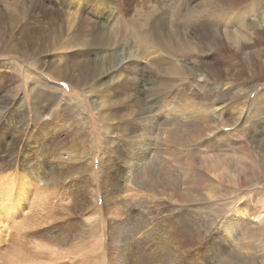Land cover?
Returning <instances> with one entry per match:
<instances>
[{
  "label": "rangeland",
  "instance_id": "rangeland-1",
  "mask_svg": "<svg viewBox=\"0 0 264 264\" xmlns=\"http://www.w3.org/2000/svg\"><path fill=\"white\" fill-rule=\"evenodd\" d=\"M189 3L188 0H0V143H3V149H0V178L5 182L3 186L9 188L14 196L12 198L9 191L6 202L9 204L13 200V205L9 204L11 212H8L12 218L4 216L8 233L4 245L8 247L13 242V247L17 248L13 250L21 258L18 264H78L80 261L84 264H264V173L249 159V154L260 156L259 151L254 150L253 153L251 147L241 149L245 139L249 140L253 133L264 135V103L253 99L264 91V18L259 20L252 14L251 19L259 21L252 28L243 27L247 35L239 43L225 37L219 45L211 48L204 43L210 38V33L202 23H195L192 32L188 27V30L183 26L176 27L181 17L188 14ZM130 23H139L141 27L131 33L127 30ZM139 34H146L151 40L155 39L153 34H159L171 38L174 45L195 50L196 54L188 51L191 55L185 57L186 61L184 57H171L173 62L184 64L187 68L186 78L180 86L194 82L200 84L206 101L210 97H221L218 105L228 107V114L232 112L238 120L229 117L237 123L224 127L226 131L219 128L221 132H216L224 135L231 131L228 138L222 136L224 141L220 140L223 143H220V158L224 166L220 162L216 164L213 157H208L207 150L196 152L198 150L194 149L196 151L193 150L190 155L185 151L174 156L158 148L150 162L143 166V171L159 176L166 162L173 164L169 174L171 179L161 180L164 184L162 188L158 184L153 186L163 194L142 187V191L130 188L126 178L129 168L137 175L142 167L136 161L141 152L140 146L135 148L140 132L126 130V134L121 135V129L125 128V124L130 126V123L124 118H111L113 109L109 98L112 96L108 94L110 91H106L109 87L103 89L109 106H101L109 120L99 118V92L104 91L99 89L98 92L95 81L84 84L79 80L82 75L78 67L80 61L116 60V53L126 57L132 48L136 54L145 51L139 71L141 80L151 79L155 72L150 61L161 57L167 59L169 54L158 45L148 52L151 44L146 41L142 44L138 40ZM200 46L203 50L199 53L197 47ZM198 62L201 65L195 64ZM67 74H72L74 80ZM210 75L218 80H209ZM134 78L124 81V90L128 93L124 96L127 97L125 102L130 106L132 104L137 112V95L142 94L141 105L152 97L147 96V90H144L146 93L137 91L138 85L134 81L140 79ZM89 85L97 90H91ZM35 94L39 96H36L37 99ZM162 104L157 103L154 108L155 112L164 116ZM34 106H38L41 120L34 117ZM63 108L69 111L67 119L70 120L66 119L69 123L62 120L61 126L55 129L52 125L41 127L39 121L50 125L54 120L53 113L61 112ZM256 108L263 109L259 112ZM240 110L243 113L237 118ZM175 118L184 123L183 130H179L178 126L181 135L196 121L195 117L181 118L180 114ZM133 124L141 126L144 121ZM239 130H244L243 135ZM53 132L58 138L65 136L62 141L67 144L59 143V139V144L53 142ZM14 141L15 144H11ZM160 141H163L162 136ZM7 147H11L12 151L4 154L3 150ZM66 151L75 154L68 165L63 164L60 158ZM186 156H190L188 163H185ZM200 161H206L207 167ZM44 164L48 168L47 175L42 169L35 168ZM65 165L71 170L61 177L62 174L57 171L67 168ZM185 175L189 178L183 185L195 192V198L184 203L183 199L174 195L183 187L182 183L177 184V180ZM52 176L57 177L58 184L51 185L55 180ZM173 183L177 186L174 187ZM111 188L116 189L115 193ZM230 190L232 194L223 195ZM123 197L129 202L124 206L120 203ZM249 200L251 217L255 218L248 225L247 232L243 230L238 234V243L221 240L219 234L226 220L239 205ZM13 207L15 209H11ZM259 216L260 219L257 218ZM1 255L0 264H6L7 258L3 253Z\"/></svg>",
  "mask_w": 264,
  "mask_h": 264
},
{
  "label": "bare ground",
  "instance_id": "bare-ground-1",
  "mask_svg": "<svg viewBox=\"0 0 264 264\" xmlns=\"http://www.w3.org/2000/svg\"><path fill=\"white\" fill-rule=\"evenodd\" d=\"M238 1V0H237ZM237 1L234 0V2H226V0H188L189 3V12L185 17H181V21L180 23H177L176 27H185V28H189V30L191 31V29L193 30V25L195 23H202L204 25L205 28L208 29V32L210 33V38H208V40H205V44H207V46L213 48L216 47L217 45H219L223 40H225L226 38H231L234 40V42H238L247 35V32L244 33V26L246 25L247 28L250 27H254V25L256 24L257 21L260 20V18H264V0H240V2L238 4ZM228 5H232V6H227ZM190 5H192V8L190 9ZM77 6V5H76ZM79 7V6H78ZM77 10V9H76ZM76 14V13H75ZM254 14L257 18H259V20L256 18V20L251 19V15ZM74 21V20H72ZM71 21V22H72ZM178 21V20H177ZM74 24V23H73ZM72 24V25H73ZM127 24V23H126ZM131 25L128 27V31L133 33L134 31H138V29L141 27V25H139V23H130ZM178 24L180 26H178ZM257 25V24H256ZM197 27V26H196ZM256 27V26H255ZM188 28L186 30H188ZM178 29V28H177ZM256 30V28H255ZM128 32V33H129ZM192 32V31H191ZM127 33V31H126ZM137 34V33H135ZM156 35L154 40H151V38L146 35V34H139L138 36V40H140V42L143 44L145 43V41L148 43H150L151 45L148 47V49H150L151 52L154 47L156 45H158L157 47H159L160 49H163L167 54H169V57L166 59L165 57H161L159 59H155V60H151L150 61V65L151 68L154 70L155 75L151 78V79H147L148 81L144 82V79L141 80V75H140V69H142L141 63L143 62L142 60L145 59V56L143 55V52H139L136 54V50L135 49H131L128 51L126 57L124 55L118 54L117 59H112V58H103L100 61H95V60H82L80 61L81 64L78 66L80 68V71L82 73V75L80 76L81 78L79 79L81 82H83L84 84L87 82H93L95 81V83L97 84V89L99 92V89L101 91H104L103 89L108 88V90L106 91H110L111 94L110 96H112L111 98V102H110V107L113 109L112 113H111V118L113 119H120V118H124L126 122L130 123V126L128 125H124L125 128L121 129L120 133L121 135H125L126 134V130H139V134H138V139H137V143L135 145V148H137V146H140L139 150H141V152L139 153L137 160L138 162H140L139 164L142 166L141 167V171H137L138 174L135 175L132 173L131 168H129L130 170H128L127 174H126V178H127V182L130 185V188L135 190V191H142L140 187H142L144 190L150 189L153 190L155 192H158L160 194H163V191L154 189L153 186H155V184H158L161 186V188L164 186V184L161 182V180L163 179H171V177H169V174H171L170 170L172 169L173 164L168 161L166 162L165 166L160 170V174L159 176L157 175H153L150 173V171H143V166L146 165L148 162H150V159L154 156V153L156 154L157 149L158 148H163L164 152L168 153V154H173L174 156H176L177 153L179 152H185L187 151V153H189V155L192 153V151L194 149L198 150H194L196 152H200L202 149L207 150L209 153L207 154L208 157L210 156V158H214L215 163H223V159L220 158V156L222 155L221 152V148H220V140L224 138H222V136H228L231 131H229L228 133H224L223 134H217L216 132H218L220 129L219 128H223L227 127V126H231L232 123L236 124L237 123V119L236 117H234L233 113L230 112L228 114V107L225 106H219V100H221L222 98L220 97L219 99H212L211 97L209 98V101H206V96H205V92H203V90L200 89V84H197L196 82L192 83L191 85H185V87L180 86L182 83V80L185 79V73L187 72V68L184 66V64H180L178 62H173L171 57H187L190 56L188 51L193 52V54H196L195 50H192L190 47H184L182 48V46H178V45H174L173 41L171 38L168 37H162L159 34H153ZM261 36V35H260ZM250 37V36H249ZM257 37V36H256ZM99 39V38H98ZM114 39V38H113ZM254 39V38H253ZM256 39V38H255ZM259 39V38H258ZM208 41V42H206ZM257 41V40H256ZM255 41V42H256ZM80 42V41H79ZM71 44V43H70ZM13 47V43L10 46V49ZM73 47V46H72ZM155 47V48H157ZM82 49H84L83 47H81ZM198 48V52L202 51L203 48L202 46L197 47ZM206 50V49H205ZM147 51V50H146ZM207 51V50H206ZM200 53V52H199ZM112 56V55H111ZM156 56V55H155ZM154 56V57H155ZM76 57V56H75ZM126 58H129L128 61H126ZM80 59V58H79ZM201 60V59H199ZM186 61V58H185ZM201 62V61H200ZM198 63H195L197 65H201ZM185 63V62H184ZM187 63V62H186ZM185 63V64H186ZM205 63V62H204ZM42 65V64H41ZM53 65V64H52ZM125 65V66H124ZM193 65V64H192ZM189 66V65H188ZM191 66V65H190ZM195 66V65H194ZM33 67V66H32ZM125 71H128V73H126ZM185 71V72H184ZM192 72V71H191ZM197 72V71H196ZM66 73V72H65ZM193 73V72H192ZM72 75V74H71ZM70 74H67V76L69 78H71V80H74V78L71 76ZM218 76V75H217ZM136 78L139 81H134L135 84H137L138 89L137 91L139 93H141L144 90H147V96H151V98H149L147 100V102H145L144 104L141 105V99H140V94L137 95V102L139 104H135V106L139 107V111L135 112V110L133 109V105L128 104L127 102H125L126 100V96H124V94H128L125 92L124 90V81L127 80L128 78ZM209 77V76H208ZM105 78H107L105 80ZM134 78V79H135ZM160 78V79H159ZM76 80V79H75ZM79 80H77V82H80ZM97 80H100V82H98ZM133 80V79H132ZM136 80V79H135ZM160 80V83H159ZM209 80H218L217 78L213 77L212 75H210ZM111 82V83H110ZM131 83H133L131 81ZM94 84V83H93ZM114 84V85H113ZM123 85V86H122ZM126 85V84H125ZM92 86V85H91ZM203 88V85H201ZM90 87V85H89ZM94 87V86H93ZM91 88V87H90ZM84 89V88H83ZM95 88H91V90H97ZM111 89V90H110ZM133 90V89H131ZM130 90V91H131ZM102 92L100 94L99 92V96L101 97V100L99 101V112H98V116L99 118H101L104 121L109 120V118L104 116V109L101 110L102 107H107L109 106V102L106 101V95L105 92ZM135 92V91H134ZM146 93V91H144ZM107 94V93H106ZM222 95V94H221ZM36 94H35V98H36ZM129 96V95H128ZM218 96V95H217ZM39 97V96H37ZM48 97V96H47ZM34 98V99H35ZM146 98V97H145ZM37 99V98H36ZM256 102L258 103H264V91L262 93H260L256 98H253ZM53 99H51L52 101ZM37 101V100H36ZM39 101V100H38ZM49 101V100H48ZM55 101V99H54ZM134 101V99H133ZM144 101V100H143ZM136 103V102H135ZM157 103H163V114L164 116H161V114L159 115L158 112H155V104ZM256 103V104H258ZM42 104V103H41ZM66 104V103H65ZM104 104V105H103ZM38 105V104H37ZM125 105L127 107H125ZM141 105V106H140ZM246 105V104H245ZM249 105V104H248ZM261 105V104H260ZM64 106V105H63ZM62 106V107H63ZM102 106V107H101ZM113 106V107H112ZM35 107V106H34ZM67 107V106H66ZM64 107V108H66ZM74 107V106H73ZM129 107H132V109H130ZM250 107V106H249ZM262 107V106H261ZM264 107V106H263ZM38 106L35 107L33 115L34 117H39L38 116V112L39 110H37ZM63 108V109H64ZM68 108V107H67ZM70 108V107H69ZM19 109V108H18ZM73 109V108H72ZM71 109V110H72ZM109 109V108H108ZM161 109V108H160ZM231 109V108H230ZM239 109V108H238ZM257 109V108H256ZM255 109V111H256ZM263 108H259L257 109L259 112L260 110H262ZM69 110V109H68ZM134 110V112H133ZM157 110V109H156ZM20 111V110H19ZM63 111V112H62ZM61 112H59V110L55 113H53L52 118H54V120H52V122L50 123H43V121H39L41 122V127L42 128H49V126L53 127V129H55L54 127H60V121H69L70 118L67 119V109L62 110ZM232 111V109H231ZM45 112V111H44ZM258 112V115H259ZM243 113V110L238 112L237 118H239L241 116V114ZM262 113V112H261ZM260 113V114H261ZM13 114V112H12ZM21 114V113H20ZM180 114L181 118L182 117H195V122L193 124V126L191 125L192 128H187L186 130H184V133L181 135L179 132L180 129H182L181 127H183V124L181 123L182 121L179 119L175 118V115ZM251 114V113H250ZM61 115V116H59ZM257 115V113H256ZM255 115V116H256ZM71 116V115H70ZM260 116V115H259ZM256 116V117H259ZM129 117V118H128ZM229 117H234V119L236 120H232ZM18 118V117H17ZM207 118H212L213 120H209ZM38 119L41 120V118L39 117ZM67 119V120H66ZM247 119V118H246ZM252 119V118H251ZM129 120V121H128ZM190 120V119H188ZM250 120V119H249ZM35 121V120H34ZM67 121V123H69ZM142 121H144V124L141 125L143 126V128L139 125V126H134L133 123H138V124H142ZM181 121V122H180ZM245 121V120H244ZM256 121V120H255ZM46 122V121H45ZM50 122V121H49ZM57 122V125L55 126ZM71 122V121H70ZM119 122V121H118ZM121 122V121H120ZM124 122V121H122ZM37 123V122H36ZM43 123V124H42ZM78 123V122H77ZM181 123V124H180ZM257 123V122H255ZM64 124V123H63ZM119 124V123H118ZM133 124V125H132ZM253 124V123H252ZM38 125V124H37ZM256 125V124H255ZM63 126V125H62ZM68 126V125H67ZM104 126V125H103ZM178 126H179V130H178ZM253 126V125H252ZM251 126V127H252ZM72 127V126H71ZM111 127V126H110ZM118 126H116L115 128H117ZM121 127V126H120ZM250 127V128H251ZM62 128V127H61ZM67 128V127H66ZM66 128H64V130L66 131ZM77 128V127H76ZM139 128V129H138ZM247 128V127H246ZM244 127V129H246ZM60 129V128H59ZM70 129V127H69ZM74 129V128H73ZM219 129V130H218ZM222 129V130H223ZM25 130V129H24ZM71 130V129H70ZM80 130V129H79ZM78 130V131H79ZM183 130V129H182ZM218 130V131H217ZM225 130V129H224ZM230 130V129H229ZM238 129H235V132ZM242 130V129H241ZM29 131V129H28ZM61 131V130H60ZM82 131V130H80ZM130 131V132H133ZM226 131V130H225ZM247 131V130H246ZM14 132V131H13ZM67 132V131H66ZM71 132V131H70ZM111 132V131H110ZM159 132V134H158ZM162 134H161V133ZM166 132V134H165ZM221 132V131H219ZM218 132V133H219ZM224 132V131H223ZM240 132V130L238 131ZM244 132L241 131L240 133ZM29 133V132H28ZM31 133V132H30ZM59 133V132H58ZM69 133V132H67ZM66 133V134H67ZM82 133V132H81ZM245 133H249V132H245ZM244 133V134H245ZM260 133V132H258ZM54 136L53 142H56V144L58 143V139L61 141L59 143H66V141H62L63 138H65V136L61 135L62 138H58V135L55 134V132L52 133ZM76 134V133H75ZM130 134V133H129ZM128 134V136H129ZM162 136L163 141H160V138ZM70 135V134H68ZM67 135V136H68ZM84 135V134H82ZM81 135V136H82ZM239 135V134H238ZM237 135V136H238ZM243 135V133L241 134ZM250 135V134H249ZM29 136V135H28ZM32 136V135H31ZM35 136V135H34ZM51 136V135H50ZM78 136V135H77ZM136 136V135H135ZM251 136V135H250ZM46 137V136H45ZM74 137H76L74 135ZM86 137V136H85ZM131 137V136H130ZM227 137V138H228ZM246 137V136H243ZM39 138V137H38ZM43 138V137H42ZM80 138V137H79ZM82 138V137H81ZM84 138V137H83ZM82 138V139H83ZM240 138H242L240 136ZM30 139V138H29ZM44 139V138H43ZM67 139V138H66ZM78 139V138H77ZM85 139V138H84ZM83 139V140H84ZM244 139V138H243ZM242 139V140H243ZM248 139V138H247ZM47 140V138H46ZM68 140V139H67ZM82 141V140H81ZM108 141V140H107ZM18 141H16L17 144ZM69 142V141H68ZM229 142V141H228ZM227 142V143H228ZM236 142V140H235ZM240 142V141H239ZM245 143L243 144L241 149H245L248 150L251 148H253L252 152L254 150L259 151L260 156H257L256 154H254L253 156L250 155L249 153V159L251 160V162L257 167L259 168L263 173H264V135H258L257 133H253V135L250 137L249 140L244 141ZM40 143V142H39ZM58 143V144H59ZM242 143V142H241ZM11 144H15V141L12 142ZM50 144V143H49ZM72 144V143H71ZM223 144V143H222ZM231 144V143H230ZM235 144V143H234ZM238 144V143H237ZM43 145V143H42ZM55 146V144H53ZM79 145V144H78ZM96 145V144H95ZM112 145V144H111ZM227 145V144H226ZM236 145V144H235ZM241 145V144H239ZM11 146V145H10ZM26 146V145H25ZM46 146V143L45 145ZM80 146V145H79ZM232 146V145H229ZM237 146V145H236ZM36 147V146H35ZM62 147V146H61ZM15 148V146H14ZM46 148V147H45ZM66 147H64L65 149ZM110 148V147H109ZM233 148V147H232ZM240 148V147H239ZM0 149H3V143H0ZM62 149V148H61ZM70 149V147H69ZM225 149V148H224ZM4 154H7L8 152L12 151V148L10 147V149H8V147L6 149L3 150ZM57 151V150H56ZM71 151V150H70ZM125 152V151H124ZM225 152V151H224ZM71 153V152H70ZM68 151L66 152H62L61 154V159L63 161V164H67L70 163L73 159L75 154L73 155L72 153L70 154ZM135 153V152H134ZM161 153V152H160ZM254 153V152H253ZM11 154V153H10ZM180 154V153H179ZM197 154L198 153H194ZM227 154V153H226ZM12 155V154H11ZM72 155V157H71ZM124 155V153H123ZM160 155V154H159ZM158 155V156H159ZM185 155H187L185 153ZM202 155V154H201ZM206 155V154H205ZM127 156V155H126ZM133 156V155H132ZM131 156V158H132ZM157 155H155L156 157ZM14 157V156H13ZM124 157V156H123ZM136 157V156H135ZM187 157V156H186ZM185 157V158H186ZM28 158V157H27ZM39 158V157H38ZM59 158V157H58ZM59 158V159H60ZM173 158V157H172ZM170 157V159H172ZM184 159V158H183ZM194 159V158H192ZM198 159V158H197ZM29 160V159H28ZM128 160V159H127ZM175 160V158H174ZM173 160V161H174ZM190 160V156H188L185 160V163H188ZM203 160V159H202ZM26 161V158H25ZM125 161V160H124ZM130 161V160H129ZM128 161V162H129ZM194 161V160H191ZM204 161V160H203ZM12 162V161H11ZM127 164L129 165L130 163ZM134 162V161H131ZM206 162V161H205ZM205 162L200 161L199 163H201L204 167H205ZM250 162V163H251ZM59 163V162H58ZM135 163V162H134ZM157 163V162H156ZM29 164V163H28ZM136 164V163H135ZM184 164V163H183ZM224 164V163H223ZM222 164V165H223ZM27 165V164H26ZM46 164L39 166L37 165L38 170H41L43 173H45L46 175L49 174L47 172V167L45 166ZM57 165V164H56ZM55 165V166H56ZM59 165L62 164L59 163ZM58 165V166H59ZM67 165H65L64 167H67ZM131 165V164H130ZM153 165V164H152ZM151 165V166H152ZM157 165V164H156ZM252 165V164H251ZM175 166V165H174ZM183 166V165H182ZM216 166V165H215ZM218 166V165H217ZM224 166V165H223ZM230 166V165H229ZM253 166V165H252ZM70 167V164H69ZM126 167V166H125ZM154 166H152L153 169ZM207 167V165H206ZM220 167V166H219ZM56 168V167H54ZM60 168V166L58 167ZM127 168V167H126ZM135 168V167H134ZM138 168V167H137ZM145 168V167H144ZM190 168V167H188ZM186 168V169H188ZM212 168V167H211ZM227 168V167H226ZM150 169V168H149ZM155 169V168H154ZM153 169V170H154ZM183 169V168H182ZM206 169V168H205ZM30 169H28L29 171ZM50 170V169H49ZM60 171H57L58 174H62L61 177H63V175L65 176V174H69L70 170L68 167L64 168V169H59ZM139 170V168H138ZM156 170V169H155ZM52 171H54L52 169ZM110 171V170H109ZM116 171V170H115ZM122 171V169H121ZM4 172V171H3ZM1 172V173H3ZM117 172V171H116ZM189 172V169H188ZM14 173V172H13ZM108 173V172H107ZM106 173V175H107ZM124 173V172H122ZM141 173V174H140ZM208 173V172H207ZM215 173V172H214ZM15 174V173H14ZM17 174V173H16ZM15 174V175H16ZM25 174V173H24ZM140 174V175H139ZM158 174V173H157ZM206 175V173H203ZM4 175V174H3ZM2 175V176H3ZM19 175V173L17 174ZM21 175V174H20ZM27 175V174H25ZM6 176V175H5ZM4 176V178H5ZM11 175L7 176V179L9 180V177ZM13 176V175H12ZM60 176V175H58ZM188 176V175H187ZM185 175V177H183V179H178L177 180V184H185L186 178H189ZM195 176V175H194ZM220 176V175H219ZM55 177V175H54ZM53 178V183L51 184V182H49L48 184L51 185H56L58 184V180L57 177ZM67 177V176H66ZM119 177V176H118ZM197 177V176H196ZM204 177V176H203ZM207 177V176H206ZM210 177V176H209ZM221 177V176H220ZM239 177V176H238ZM241 177V176H240ZM14 178V177H13ZM18 178V177H17ZM60 177H58L59 179ZM242 178V177H241ZM65 179V178H64ZM120 179V178H118ZM6 180V182L8 181ZM19 180V179H18ZM52 180V179H50ZM66 180V179H65ZM122 180V179H121ZM176 180V179H174ZM11 181V180H10ZM190 181V180H189ZM31 182V181H30ZM106 184V181H104ZM110 182V181H109ZM168 182V181H167ZM5 182L2 181V178H0V199H2V202L0 201V251H3V255L7 258V262H4L6 264H18L20 261L18 259H21L18 257V253L15 254L14 252V247H13V242L10 244V246L5 247L4 243L6 242L5 238H7L8 233H6V226L4 224V220L6 216L7 218H12V214L8 213L11 212V210H9V207L12 203V201L8 204L6 201H8L7 195L9 193V188L5 187V185L3 186ZM126 183V182H125ZM165 183V182H164ZM9 185H11V183H8ZM47 184V183H46ZM124 184V183H123ZM127 184V183H126ZM6 185V186H9ZM125 185V184H124ZM174 187H176L177 185H175V183H173ZM49 186V185H48ZM127 186V185H126ZM166 186V185H165ZM179 186V185H178ZM10 187V186H9ZM59 188V186H57ZM169 187V186H167ZM15 188V187H14ZM39 188V187H37ZM47 188V187H46ZM56 188V187H55ZM57 188V189H58ZM116 188V187H115ZM129 188V189H130ZM181 188V187H180ZM179 188V189H180ZM16 189V188H15ZM117 189V188H116ZM114 189V190H116ZM191 188H189L188 186H184L177 191L176 190V194L174 196H179L181 199V201H183L185 203V201H188L191 198H195V192H191L190 191ZM193 189V187H192ZM203 189V188H201ZM13 190V189H12ZM38 190V189H37ZM112 190V188H111ZM112 190V191H114ZM118 190V189H117ZM15 191V190H13ZM12 191V192H13ZM42 191V190H41ZM40 191V192H41ZM108 191V190H107ZM111 191V192H112ZM203 191V190H202ZM234 191V189H233ZM232 190L227 191L226 193H224L223 195H230L233 192ZM130 192V191H129ZM166 192V191H165ZM171 191H169L168 193H170ZM198 194L200 193L199 191H197ZM205 192V191H204ZM203 192V193H204ZM235 192V191H234ZM45 193V192H44ZM100 193V191H99ZM108 193V192H107ZM115 193V191L113 192ZM172 193V192H171ZM11 194V191L9 193ZM42 194V192H41ZM105 194V193H104ZM129 194V193H128ZM132 194V193H131ZM136 194V193H135ZM157 194V193H155ZM36 195V194H34ZM38 195V194H37ZM106 195V194H105ZM108 195V194H107ZM111 195V193H110ZM116 195V194H115ZM125 195V194H124ZM172 195V194H171ZM28 196V195H27ZM114 196V195H113ZM117 196V195H116ZM165 196V195H164ZM176 196V197H177ZM200 196V195H199ZM204 196V195H203ZM208 196V195H207ZM11 197V196H10ZM14 196L12 195V198ZM54 197V196H53ZM130 197V196H129ZM134 197V196H133ZM159 197H162L159 196ZM167 197V196H166ZM100 198V197H99ZM169 198V197H168ZM171 198V197H170ZM169 198V199H170ZM196 198H198L196 196ZM201 198V197H200ZM204 198V197H203ZM44 199V198H43ZM42 199V200H43ZM111 199V198H109ZM117 199V198H116ZM132 199V198H131ZM135 199V198H134ZM178 199V198H177ZM176 199V201H177ZM11 200V198H10ZM106 200V198H105ZM120 200V199H118ZM133 200V199H132ZM171 200H173V198H171ZM179 200V202H180ZM36 201V200H35ZM134 201V200H133ZM147 201V200H146ZM190 201V200H189ZM193 202H196L194 200H192ZM191 201V202H192ZM198 201H200V199L198 198ZM197 201V202H198ZM16 202V201H15ZM131 202V201H130ZM201 202V201H200ZM33 203V202H32ZM48 203V202H47ZM100 203V202H99ZM120 203H122V205H126L128 202L127 198L123 197L120 201ZM175 203V202H174ZM183 203V204H184ZM15 204V203H14ZM144 204V203H143ZM182 204V202H181ZM31 205V204H30ZM32 206V205H31ZM96 206V205H94ZM149 206V205H147ZM6 207V210L4 209ZM8 207V208H7ZM151 207V206H150ZM154 207V206H153ZM250 208H251V200H249L247 203H244L243 205H239L235 211H233L232 216L229 217L225 224L223 225V230L222 232L219 234V237L221 240L228 242L231 244V242L234 243H238L240 238L238 236V234L241 233V231L243 230H247L249 229L248 225L250 223L253 222V218L255 217H251V213H250ZM4 209V210H3ZM11 209H15L14 207ZM110 209V208H109ZM141 209V208H140ZM145 209V208H144ZM133 210V209H132ZM150 210V209H148ZM2 211V212H1ZM131 211V210H130ZM14 212V211H13ZM27 212V211H26ZM151 212V210H150ZM153 212V211H152ZM155 212V211H154ZM153 212V213H154ZM98 213V212H97ZM148 214V212H147ZM25 216V215H24ZM142 216V214H141ZM15 217V216H14ZM257 218H261L260 216ZM120 219V218H119ZM20 220V218H19ZM133 221V220H132ZM12 222V221H11ZM15 222V221H14ZM18 222V221H17ZM16 222V223H17ZM33 222V221H32ZM9 223V222H8ZM83 224V223H82ZM81 224V225H82ZM188 224V223H187ZM119 226V225H118ZM139 226V225H138ZM256 227V226H255ZM181 228V227H180ZM5 229V230H4ZM132 229V228H131ZM141 229V228H140ZM68 230V229H67ZM150 230V229H149ZM186 230V229H185ZM64 231V230H63ZM120 231V230H119ZM143 231V230H142ZM191 231V230H190ZM12 232V231H11ZM76 232V231H75ZM62 233V232H61ZM89 233V232H88ZM122 233V232H121ZM177 233V231H176ZM132 234V233H131ZM17 235V234H16ZM64 235V234H63ZM66 235V234H65ZM145 235V234H144ZM13 236V235H12ZM11 236V237H12ZM118 237V236H117ZM141 237V236H140ZM175 237V236H174ZM11 240V239H10ZM129 240V239H128ZM155 240V239H154ZM13 241V240H12ZM11 242V241H10ZM137 242V241H136ZM134 245V244H133ZM132 245V246H133ZM141 245V244H140ZM128 246V245H127ZM4 247V248H3ZM38 247H40L38 245ZM146 247V246H145ZM15 249H17L15 247ZM25 250V249H24ZM43 250V249H42ZM0 252V255L2 254ZM127 253V252H126ZM139 253V252H138ZM219 254V253H218ZM2 256V255H1ZM21 256V255H19ZM79 257V256H78ZM77 257V258H78ZM85 259V258H84ZM6 261V260H5ZM30 261V260H29ZM39 261V260H38ZM151 261V260H150ZM22 262V261H21ZM36 262V261H34ZM24 263V262H23ZM33 263V262H32ZM85 262L80 261V263L78 264H84ZM144 263V262H143ZM154 264V263H153ZM256 264V263H255Z\"/></svg>",
  "mask_w": 264,
  "mask_h": 264
}]
</instances>
